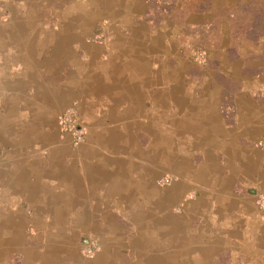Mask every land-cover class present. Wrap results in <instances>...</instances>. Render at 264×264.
Segmentation results:
<instances>
[{
    "label": "crops",
    "instance_id": "crops-1",
    "mask_svg": "<svg viewBox=\"0 0 264 264\" xmlns=\"http://www.w3.org/2000/svg\"><path fill=\"white\" fill-rule=\"evenodd\" d=\"M189 4L0 0V264H85L88 231L101 245L87 263L117 264L123 202L164 171L176 179L164 209L179 213L137 208L136 234L160 239L132 264H264V31L247 58L222 37L203 47ZM70 106L85 127L76 146L55 120Z\"/></svg>",
    "mask_w": 264,
    "mask_h": 264
},
{
    "label": "rangeland",
    "instance_id": "rangeland-1",
    "mask_svg": "<svg viewBox=\"0 0 264 264\" xmlns=\"http://www.w3.org/2000/svg\"><path fill=\"white\" fill-rule=\"evenodd\" d=\"M188 10L189 13L190 11H192L195 15H199L198 17H196L198 20L191 19V21L193 20L198 22V24L195 26L196 29H190L191 34H200L195 36V38L199 39L200 43H203V47H211V44H214L216 41L223 39L217 44L221 45V48L225 49L226 55H228L229 52L235 53L239 50H242L240 52V55L246 57L245 52L248 46L245 41L253 38L254 34L259 33L260 30L264 31V0H192V4L188 5ZM156 12H161L160 8L156 10ZM6 17L7 13L2 15L1 19L4 20ZM212 28L214 34L213 38L210 39L209 31ZM102 39L103 36H100L97 31L91 32L89 40H91L93 43H101ZM187 59L196 66H204L208 64L205 49L202 47L189 48L187 51ZM249 76L253 77L251 79L256 80V78H254L256 74H250ZM224 81H226V84L228 86H231L234 82L231 81V83L229 82L230 80L227 79H224ZM236 87L238 88L240 87V85L236 84ZM65 109L61 110L58 114H56L55 117L59 130V137L62 138L64 136H67L70 145L76 146L83 141L85 127L81 123L77 110L74 108L78 117V121L81 124L84 133L81 140L76 144H73L70 136L62 131L58 125V116ZM263 137L264 129L261 136L254 141V146L259 149H264V145H262L260 142ZM165 174V171L161 174L158 173L157 179H154V182L151 181V183L149 184L150 186H143L141 189H139V192H134L133 194L139 197L138 200L134 202H123L122 207L124 212L118 215V221H116L119 224L117 235L119 237V243L121 246L117 253V264L134 263L136 260L140 259V257H144L143 254H145V251H143V247H145V250L148 248H152L154 246V238L156 241H158L157 239H160V233L157 232L148 235V241L141 239L140 235L136 234L137 231L143 227V225L140 224L136 225L137 218L135 217V215L138 216L137 208H144V210L155 209L157 214L159 215V219L164 218V213H168V218H174V215H177L179 213L181 203H176V206L171 208L165 207L164 209L163 201L166 203L168 201V199L164 198V196L167 197L171 185L176 182V179L173 176ZM165 178H167L166 182H159L160 180H165ZM161 195L163 196V198H161ZM180 196L181 198L179 200H187L188 196H190L191 199L194 198V195H191V191L183 192ZM92 219L94 223H99V221L102 220L99 217ZM140 220L143 219L141 218ZM163 220H165V218ZM176 220L177 226L183 225L184 221H180V218H177ZM190 227H193V224L190 223V225H187L188 230H190ZM144 229L145 227L143 228V230ZM76 236L77 246L75 248V252L79 254L81 258L86 261V263L91 261L96 254H100L101 233L88 231L82 233L80 232ZM82 239H84V241Z\"/></svg>",
    "mask_w": 264,
    "mask_h": 264
},
{
    "label": "built area",
    "instance_id": "built-area-1",
    "mask_svg": "<svg viewBox=\"0 0 264 264\" xmlns=\"http://www.w3.org/2000/svg\"><path fill=\"white\" fill-rule=\"evenodd\" d=\"M58 125L62 131H64L70 136L73 144H76L78 141L81 140L84 131L78 121L75 109L72 106L66 108L63 112H61V114H59ZM260 142L262 145H264V137L261 139ZM166 181L167 178H165V180H160L159 182L164 183ZM255 204L258 207H264V196L261 194H256Z\"/></svg>",
    "mask_w": 264,
    "mask_h": 264
}]
</instances>
